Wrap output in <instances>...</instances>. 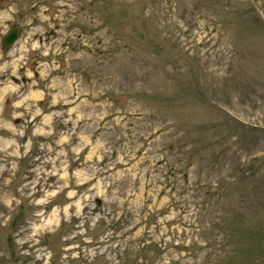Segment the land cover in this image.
I'll list each match as a JSON object with an SVG mask.
<instances>
[{"label": "rangeland", "instance_id": "rangeland-1", "mask_svg": "<svg viewBox=\"0 0 264 264\" xmlns=\"http://www.w3.org/2000/svg\"><path fill=\"white\" fill-rule=\"evenodd\" d=\"M0 264H264V0H0Z\"/></svg>", "mask_w": 264, "mask_h": 264}, {"label": "water", "instance_id": "water-1", "mask_svg": "<svg viewBox=\"0 0 264 264\" xmlns=\"http://www.w3.org/2000/svg\"><path fill=\"white\" fill-rule=\"evenodd\" d=\"M18 32L16 29H11L1 42L2 48L7 50L17 39Z\"/></svg>", "mask_w": 264, "mask_h": 264}]
</instances>
